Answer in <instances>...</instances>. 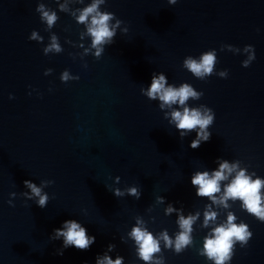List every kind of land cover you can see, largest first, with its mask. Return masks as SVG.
Wrapping results in <instances>:
<instances>
[{
    "label": "water",
    "instance_id": "95a60500",
    "mask_svg": "<svg viewBox=\"0 0 264 264\" xmlns=\"http://www.w3.org/2000/svg\"><path fill=\"white\" fill-rule=\"evenodd\" d=\"M93 2L0 0V264H96L105 255L146 264L129 235L138 221L160 241L149 264L157 258L215 264L199 250L230 212L253 236L244 247L234 240L224 264H264V222L243 201L229 198L225 207L196 195L199 186L191 184L197 172L211 175L225 160L264 180V0H103L98 11L115 14L109 24L116 35L114 43L100 45L99 57L87 25L77 20ZM40 5L56 14L51 27ZM53 36L61 51L45 53ZM248 45L254 48L245 50ZM213 49L211 76L201 79L184 67L189 56L199 60ZM160 74L166 86L187 83L204 95L161 108L158 97L142 93ZM184 107L215 113L210 140L196 149L191 142L200 129L181 136L171 122V112ZM235 174L220 182L217 200ZM25 180L47 194L45 208ZM169 206L176 211L168 213ZM209 210L217 217L205 227ZM197 213L191 243L176 254L161 234L167 231L174 242L182 231L179 217ZM67 220L95 236L89 249L51 239Z\"/></svg>",
    "mask_w": 264,
    "mask_h": 264
},
{
    "label": "clouds",
    "instance_id": "9594fccd",
    "mask_svg": "<svg viewBox=\"0 0 264 264\" xmlns=\"http://www.w3.org/2000/svg\"><path fill=\"white\" fill-rule=\"evenodd\" d=\"M103 0H94V2L82 10H80V15L77 20L81 24L87 25L88 34L92 37V48L96 49L95 55L99 57L104 51L100 45L105 43H114L113 37L116 35L114 27H110L109 21L114 19L115 14L111 12H100L98 11L99 4ZM171 3H176V0H170ZM37 11H41L43 18L46 19L47 24L51 27L57 19L56 14L53 12L49 14L48 11L43 10V5H40ZM89 17H91L90 23ZM122 21L116 19L115 27H119ZM127 31V29L125 30ZM35 33L33 34V38ZM252 47V45L246 46V49ZM55 49L57 52L61 51L59 44L57 43L56 37H52V43L48 48L44 49L47 53ZM223 48H221V51ZM255 55L250 56L248 60L243 62V67H249L250 61L255 59ZM216 63V51L215 49L208 51L200 57L199 60L188 57L184 61V67L191 71L196 77L203 79L206 75L211 76L214 70V65ZM228 71H222L219 73L220 76H226ZM69 79L67 72L62 76V80ZM166 77L163 74L159 76L153 75L150 88L147 90H142L143 95L156 99L157 97L162 102L161 108L165 105L171 106L176 104L185 105L186 101L191 98H200L204 95L203 92H196L193 87L187 83L183 84L179 88L173 86H166ZM215 119V113L211 108H208L205 112H202L197 108L184 107L183 111L173 110L171 112V122L175 124L176 128L180 131L181 136L187 135L188 131L200 129L197 132L196 139L191 142V147L193 149L199 148L203 142L210 140L212 133L207 131L209 126L213 124ZM187 130V131H182ZM238 164L230 165L226 160L220 164L218 171H213L210 175L208 171L197 172L191 179V184L193 186H199L196 190V195L201 197H209L213 203H223L227 207L226 201L231 198L233 200L239 199L243 201L242 207L246 211L254 216L258 217L260 221L264 222V207H262V195L261 189L264 188V180L257 177L253 179L252 176L246 174V170H239ZM236 172L234 178L231 179L224 189V196L222 199L217 200L216 195L221 191V181L228 180L229 176ZM254 175V174H253ZM54 183V181H53ZM24 185L31 189L32 196L39 197L37 205L41 208H45L48 202L47 194L42 195V189L37 187L31 180H25ZM129 194L137 196L139 198V193L136 188L128 189ZM122 193L117 189L114 195L120 196ZM11 195H15L14 193ZM24 195L28 196L27 193ZM32 196H28L31 199ZM8 203L13 205L12 200ZM210 207V206H209ZM176 211L173 207L169 206L167 209L168 213ZM199 216L189 215L185 218L183 215L179 217L178 223L182 231H180L175 238V241L168 236L167 231L161 234V238L165 241V245L168 248L175 245V253H182L186 247L191 243L190 233L193 231L192 225L195 219ZM204 226L207 227L210 221H215L217 213L213 211H205L204 213ZM235 215L231 212L228 214L227 224H222L212 229L209 236L205 237L203 249L199 250V254L207 257L209 260H213L215 264H224L226 260L232 259V247L233 241H242L241 247L248 244L250 238H252L253 233L249 231V226L245 223L237 224ZM140 221L137 222L138 226L133 227L132 231L129 233L130 237L134 239L135 245L137 246L138 258L149 264L153 262L154 255L161 251L160 241L155 238L154 235L148 231L147 228L139 226ZM63 237V248H68L74 246L79 250H87L95 243V236H89L87 234V229L82 227L80 223L75 220H67L64 222L63 228L55 229L54 236L51 239H59ZM109 250L115 248L114 244L108 246ZM59 254H63V250L59 251ZM123 257H118L115 261L112 260L110 256H103V258H97L96 264H123ZM154 264H162L161 260L157 258Z\"/></svg>",
    "mask_w": 264,
    "mask_h": 264
}]
</instances>
